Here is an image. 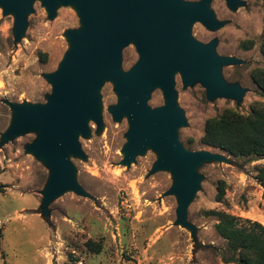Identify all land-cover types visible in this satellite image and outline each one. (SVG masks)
Masks as SVG:
<instances>
[{"label": "rangeland", "instance_id": "rangeland-1", "mask_svg": "<svg viewBox=\"0 0 264 264\" xmlns=\"http://www.w3.org/2000/svg\"><path fill=\"white\" fill-rule=\"evenodd\" d=\"M198 3L202 0H179ZM231 9L225 0H207V9L220 26L200 22L189 28L202 45L215 43V54L240 60L223 66L222 79L244 90L239 104L231 98L207 100L198 83L184 85L180 71L172 75V96L150 87L146 107L169 104L183 122L178 143L189 152L221 157L199 164L191 200L179 217L181 198L170 168H158L161 153L145 144L125 162L129 121L115 118L120 95L113 78H105L96 93L97 118L87 116L84 129L74 133L76 147L66 151L75 188H64L44 204L53 168L34 148L39 127L5 140L15 120L7 104L37 106L51 94L49 76L56 73L73 49L70 33L83 29L81 2L55 3L49 14L42 0H32L25 27L15 38V19L0 5V264H224L225 241L215 231L217 219L207 212H224L241 221L264 226V190L257 171L259 158H233L201 144L204 123L233 110L246 116L264 95L250 74L264 69L259 47L264 36L263 0H238ZM39 53L45 54L41 62ZM139 54L133 40L122 48L115 74H126ZM225 194L216 201V188ZM101 246L99 254L85 244Z\"/></svg>", "mask_w": 264, "mask_h": 264}, {"label": "water", "instance_id": "water-1", "mask_svg": "<svg viewBox=\"0 0 264 264\" xmlns=\"http://www.w3.org/2000/svg\"><path fill=\"white\" fill-rule=\"evenodd\" d=\"M32 0H0L5 13L15 19V38L19 39ZM81 2L83 29L70 33L73 49L58 71L49 76L52 89L47 103L37 106L10 105L15 120L4 135L8 140L32 127L42 131L34 148L52 166L44 204L64 188L76 189L66 151L74 149V133L84 129L87 116L97 118L96 93L102 81L111 77L120 101L112 111L116 119L126 115L130 130L125 162L145 144L161 153L158 168H170L177 178L174 192L181 198L180 217L191 200L197 181L195 168L220 160L207 152L186 151L177 141L176 130L183 124L173 105L156 110L146 107L150 87L159 86L172 96V75L180 71L184 85L198 82L207 100L231 98L240 103L244 90L229 85L221 77L223 66L241 61L215 54V43L202 45L189 33L192 23L208 29L220 26L207 9V0L189 3L179 0H42L52 14L55 3ZM231 9L238 0H225ZM264 2V0H263ZM133 40L139 60L126 74H115L122 48Z\"/></svg>", "mask_w": 264, "mask_h": 264}, {"label": "trees", "instance_id": "trees-1", "mask_svg": "<svg viewBox=\"0 0 264 264\" xmlns=\"http://www.w3.org/2000/svg\"><path fill=\"white\" fill-rule=\"evenodd\" d=\"M264 59V36L259 47ZM44 62L46 55L39 53ZM250 78L264 95V69H255ZM201 144L218 149L233 158H259L264 160V105H254L248 115L225 110L204 123ZM257 181L264 190V164L258 168ZM224 183L216 188V201L224 198ZM264 197V194H263ZM217 219L215 231L225 241L230 256L223 258L224 264H264V226L248 220L241 221L224 212H207ZM88 251L99 254L101 246L93 242L85 244Z\"/></svg>", "mask_w": 264, "mask_h": 264}]
</instances>
